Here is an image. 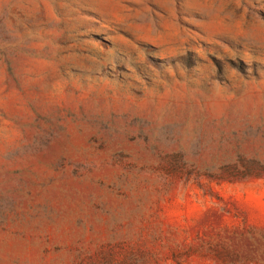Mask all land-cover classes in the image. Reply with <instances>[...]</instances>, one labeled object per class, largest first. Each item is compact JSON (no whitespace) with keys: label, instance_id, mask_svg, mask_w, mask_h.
Instances as JSON below:
<instances>
[{"label":"rangeland","instance_id":"rangeland-1","mask_svg":"<svg viewBox=\"0 0 264 264\" xmlns=\"http://www.w3.org/2000/svg\"><path fill=\"white\" fill-rule=\"evenodd\" d=\"M0 264H264V0H0Z\"/></svg>","mask_w":264,"mask_h":264}]
</instances>
